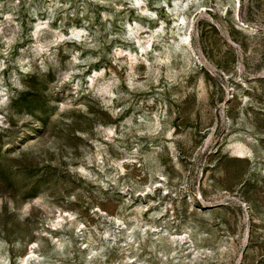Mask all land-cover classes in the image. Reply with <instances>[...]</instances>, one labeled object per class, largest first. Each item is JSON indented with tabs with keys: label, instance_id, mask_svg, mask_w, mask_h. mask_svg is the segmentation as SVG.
Listing matches in <instances>:
<instances>
[{
	"label": "rangeland",
	"instance_id": "1",
	"mask_svg": "<svg viewBox=\"0 0 264 264\" xmlns=\"http://www.w3.org/2000/svg\"><path fill=\"white\" fill-rule=\"evenodd\" d=\"M0 264H264V0H0Z\"/></svg>",
	"mask_w": 264,
	"mask_h": 264
},
{
	"label": "bare ground",
	"instance_id": "2",
	"mask_svg": "<svg viewBox=\"0 0 264 264\" xmlns=\"http://www.w3.org/2000/svg\"><path fill=\"white\" fill-rule=\"evenodd\" d=\"M240 152V151H239Z\"/></svg>",
	"mask_w": 264,
	"mask_h": 264
}]
</instances>
